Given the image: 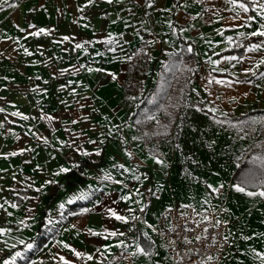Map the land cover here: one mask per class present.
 <instances>
[{
    "label": "crops",
    "instance_id": "obj_1",
    "mask_svg": "<svg viewBox=\"0 0 264 264\" xmlns=\"http://www.w3.org/2000/svg\"><path fill=\"white\" fill-rule=\"evenodd\" d=\"M261 5L0 0V264H173L151 228L190 196L185 152L168 139L187 107L223 121H264V36L251 35L264 30ZM40 29L47 34H33ZM183 45L196 73L167 134L157 128L161 113L147 127L146 109L136 114L168 60L187 57Z\"/></svg>",
    "mask_w": 264,
    "mask_h": 264
},
{
    "label": "rangeland",
    "instance_id": "obj_2",
    "mask_svg": "<svg viewBox=\"0 0 264 264\" xmlns=\"http://www.w3.org/2000/svg\"><path fill=\"white\" fill-rule=\"evenodd\" d=\"M154 77L152 74L150 83L154 82ZM139 87L141 95H147L149 90H142V82ZM187 109L189 108L182 112L176 137L173 138L172 135L170 139L167 138L169 142H175L178 150L181 148L185 152L183 160L188 174L186 188L189 189L190 196H182L183 203L197 209L215 205L225 195L219 197L213 189L218 184L226 187L229 190L226 198V218L230 222L228 235L231 246L224 264H264L260 259L264 255V197L246 194L247 191L262 190L246 189L242 193L233 187L237 185L233 175L243 155L261 138L263 118L257 116L253 118L257 123L242 125L241 122L244 121H223L201 114H190L186 112ZM142 119V125L147 127L157 117L149 120L143 116ZM213 173L219 177L212 179L215 184L212 188L208 184V178L211 180Z\"/></svg>",
    "mask_w": 264,
    "mask_h": 264
},
{
    "label": "built area",
    "instance_id": "obj_3",
    "mask_svg": "<svg viewBox=\"0 0 264 264\" xmlns=\"http://www.w3.org/2000/svg\"><path fill=\"white\" fill-rule=\"evenodd\" d=\"M216 189V195L225 196L220 197L215 205L197 209L187 204L166 209L158 223L151 227L164 243L173 264H224L231 246L230 222L226 218L229 190L224 186ZM143 216L141 211L131 226L135 235L140 231L139 221ZM217 221L221 222L218 227Z\"/></svg>",
    "mask_w": 264,
    "mask_h": 264
},
{
    "label": "trees",
    "instance_id": "obj_4",
    "mask_svg": "<svg viewBox=\"0 0 264 264\" xmlns=\"http://www.w3.org/2000/svg\"><path fill=\"white\" fill-rule=\"evenodd\" d=\"M250 41L243 44L242 49L248 45ZM183 49L187 53V57L180 60L179 56H174L168 60V64L177 62L180 66L176 76H174V70L162 69L159 79L157 80V88L154 93L148 97L138 107L137 116L146 109L148 115H154L161 113L158 120V130L169 133L173 126V119L177 116V109L179 105L185 100L188 93V84L192 77L196 73L197 60L193 52L187 51L188 46L183 45ZM192 69L193 71H187ZM264 69V67H263ZM174 80V88L169 92V88ZM163 85L165 89H163ZM155 99V102L153 100ZM256 113H254L255 115ZM169 117V118H166ZM178 134V132H177ZM233 180L249 190H262L264 191V135L263 139L256 142L239 163V167L236 169Z\"/></svg>",
    "mask_w": 264,
    "mask_h": 264
},
{
    "label": "snow or ice",
    "instance_id": "obj_5",
    "mask_svg": "<svg viewBox=\"0 0 264 264\" xmlns=\"http://www.w3.org/2000/svg\"><path fill=\"white\" fill-rule=\"evenodd\" d=\"M93 2V0H89V3H92ZM108 2L109 3H111L112 2V0H108ZM230 2L231 3H233V4H235V0H230ZM3 3H7V0H3ZM15 5H9V7H14ZM151 6V5H150ZM239 7L243 10V11H245V12H247L249 9H248V7L244 4V3H240L239 4ZM260 10H261V13L262 14H264V5H261L260 6ZM249 19H254V17H250ZM261 28L262 29H264V24H262L261 25ZM40 32H45V34H47L46 33V31L44 30V29H40L39 30V32H37V33H33L34 35H39L40 34ZM251 35L252 36H264V30H261V31H254V32H252L251 33ZM64 39L65 40H67L68 39V37H64ZM110 43H111V41H109ZM76 47L77 48H81V47H83V45H81V44H77L76 45ZM259 48H261V45H259V44H257V45H253V49H259ZM111 51H115V49H110ZM250 50H252V49H250ZM187 51L189 52V53H191L192 52V48L189 46L188 47V49H187ZM25 52L27 53V54H31V53H28L27 52V49H25ZM129 60L131 59V57H129L128 58ZM232 59H236L235 57H232ZM261 64H264V59H261L260 61H259V64L257 65V67H259V65H261ZM165 68L167 69V70H173V69H177V70H183V69H180V66L178 65V64H176V63H171V64H169V65H165ZM92 69H89V71H91ZM97 71H99V69H96ZM187 71H193L192 69H187ZM247 71H251V69H248ZM253 75H255V73H253ZM114 79H115V77H113ZM134 99V98H133ZM153 102H155V99L153 100ZM197 110L198 111H200L201 109H199V108H197ZM0 111H3V109H0ZM210 111H215V109H210ZM13 115H19V113H13ZM226 115V114H225ZM25 119H26V117H24ZM146 118L147 119H149V120H154V119H156V117L154 116V115H146ZM49 119H51V117H49ZM218 123H222L221 121H217ZM258 121L256 120V119H252V120H250V121H244V122H241V124L243 125V124H255V123H257ZM137 123H140V121L138 120L137 121ZM243 130V129H242ZM45 142H47V141H45ZM15 153H13V155H14ZM157 163H163L162 161H160V160H157ZM62 171H68V169H62ZM221 187H223V185H221ZM234 188H235V190L237 191V192H245L246 191V189H245V187H243V186H241V185H239V184H237V185H234L233 186ZM213 191H218L217 189H213ZM246 194L248 195V196H260V197H264V191H260V192H253V191H247L246 192ZM82 198V197H81ZM126 199V198H125ZM15 205H13V207H14ZM61 208L63 207V205H61L60 206ZM129 211H132L131 209L129 210ZM112 215L117 219V220H121V221H123V222H125V223H128V218H126V217H124V216H119V215H117L114 211H112ZM132 219L133 220H135V219H138V217H135V216H133L132 217ZM221 222L220 221H217L216 222V226L218 227L219 226V224H220ZM110 235H117V233L116 232H112V233H110ZM120 235H123V233H120ZM197 239H200V237H197ZM224 239L225 240H227L228 239V237H224ZM117 247H123L125 250H127V245L126 244H124V242L123 241H121L119 244H117L116 245ZM29 247H31V245H29ZM65 247H67V245H65ZM137 251L139 252V253H145V254H148V253H146V251H145V248H143V247H141L139 244H137ZM137 253H132V255H136ZM75 255L77 256V257H80L82 254L81 253H79V252H76L75 253ZM93 257L92 256H88V259L89 260H91ZM61 259H63V257H61ZM209 259H211V257L209 258ZM260 259L262 260V261H264V255H261L260 256ZM5 264H8V262L7 261H5ZM65 264H67V261H65Z\"/></svg>",
    "mask_w": 264,
    "mask_h": 264
}]
</instances>
